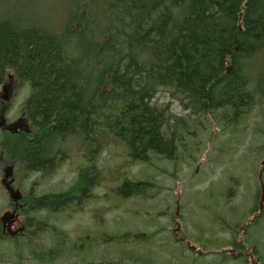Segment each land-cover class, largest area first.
Segmentation results:
<instances>
[{
  "label": "trees",
  "instance_id": "obj_1",
  "mask_svg": "<svg viewBox=\"0 0 264 264\" xmlns=\"http://www.w3.org/2000/svg\"><path fill=\"white\" fill-rule=\"evenodd\" d=\"M69 5L61 29L0 10V86L12 75L31 87L21 107L26 129L8 134L1 129L6 137L0 146L29 171L51 165L63 140L74 134L98 142L112 133L127 144L133 161L149 163L155 154L174 159L180 145L186 149L190 122L217 119L229 128L257 100L264 102V0H69ZM161 89L189 114L158 106L154 99ZM21 146L26 157L17 150ZM84 172L77 183L82 192L93 180ZM152 186L125 180L115 192L124 199L146 198ZM73 189L37 195L32 208L61 212L76 198ZM259 194L258 186L254 208ZM263 216L264 211L258 219ZM26 223L31 228L23 237L52 227L37 217ZM131 237L147 242L155 234ZM28 238L33 244L35 237ZM59 238L65 245L66 234Z\"/></svg>",
  "mask_w": 264,
  "mask_h": 264
},
{
  "label": "rangeland",
  "instance_id": "obj_2",
  "mask_svg": "<svg viewBox=\"0 0 264 264\" xmlns=\"http://www.w3.org/2000/svg\"><path fill=\"white\" fill-rule=\"evenodd\" d=\"M69 6V0H0V10L7 12L6 16L22 14L24 22L47 20L54 29L66 25ZM4 84L10 85L8 91L0 86V102L4 96L8 98L1 107L5 123L28 124L20 120L22 104L31 94L30 85L12 75ZM154 102L175 115L189 114L169 90L161 89ZM202 121L197 126L190 122L194 126L190 125L191 134L184 135L186 149L178 147V158L155 154L149 163L133 161L127 144L112 133L98 138L103 143L98 149L90 147L96 138L74 134L64 147L66 154L46 178L29 171L14 153L7 155L0 146V264H252L249 255L238 256L239 251L252 249L257 262L264 264V216L256 223L253 219L259 208V195L254 208L255 194L264 160V102L257 100L229 128L217 119ZM6 124L4 134L12 131ZM5 137L0 133V141ZM83 149L87 158L81 154ZM9 162H16L14 172L21 191L27 192L33 185V194L42 195L74 187L78 197L73 204L82 200L77 183L83 171L93 168L100 178L88 201L73 205L70 200L72 206L61 212L33 208L17 212L11 228L22 230L25 219L37 217L52 226L49 232H27L25 237L20 232L8 238L12 233L4 232L3 224L9 219L7 211H11L13 199L6 197L1 183ZM125 180L151 182L153 190L146 198L134 195L124 199L115 190ZM126 232L125 238L118 237ZM138 232L154 233L155 237L138 242L131 237ZM63 234L65 245L58 240ZM27 235L35 237L33 244ZM106 237L110 239L107 242L102 240ZM162 239L165 241L160 242ZM227 241L243 248L235 249ZM186 242L203 254L189 249Z\"/></svg>",
  "mask_w": 264,
  "mask_h": 264
},
{
  "label": "flooded vegetation",
  "instance_id": "obj_3",
  "mask_svg": "<svg viewBox=\"0 0 264 264\" xmlns=\"http://www.w3.org/2000/svg\"><path fill=\"white\" fill-rule=\"evenodd\" d=\"M3 103H4V101L1 100V102H0V122H2V120L4 119V117H3L4 113H3L2 108H1ZM7 124H6L7 126H12V127H10L12 129L13 128H19V127H21V129H26V127H27L26 124L21 126L19 123H17V124H19L18 125L19 127L17 126V124L16 125H12L9 122ZM67 141L68 140H63V144H62L61 147H59V149H58L59 152L56 153L55 158H53L54 161H53V163L51 165H47L45 167L41 166V167L35 168L36 169L35 171L38 172L39 175H41L42 178H46L48 176L47 174L51 173L53 171L54 166L58 164V162L60 161L61 157L66 154L67 150L64 147L66 146ZM92 144H93V146H90V147L97 148V149H98V147H102V145H103V143H101L99 141L98 142L94 141ZM23 146L17 147V150L19 151L20 154H22V155H24V157H26V155L23 154V152H22L23 151ZM81 154H82L83 157L87 158V154L85 153L84 149L81 151ZM12 160H14V159H12ZM91 160H94V158H92ZM15 165H16V162L7 163V165H6L7 168L5 170V175H4V178H3V182L1 183V185L4 187V193H5L6 197L7 198L11 197V199H13V200H11V205H12L11 211H7V213L9 212V214H10L9 215V219L5 220V222H4V232L9 231L11 233L24 232V230L29 231V229L31 227L26 223V219L23 221L24 224L22 225V227H20V228H24V229H22V230L19 229L18 231H14V230H11V228H12V225H14L13 224L14 221L17 219V212H20V211H24L25 212L26 209L32 208L33 207V205H31L32 202H35V198L37 199V197H38L37 195H34L33 192H32V190L34 189L33 185L31 186V189H28L27 192L21 191L20 183L19 182L16 183V179L17 178H16V174L14 172L15 171ZM85 173H86L87 177H91V178H93V180H92L91 183H89L90 181L88 182L86 190L84 192H82L81 194H87L90 188L92 190L93 186L95 184H97V181H98L97 179L100 178V176H98V171L97 170H93V168L88 169V171H85ZM86 176L84 177L85 179H86ZM263 176H264V174H263ZM84 186L85 185L82 183V188H84ZM90 192H92V191H90ZM27 193L29 194V198H27V196H28V195H26ZM79 196H80V194H79ZM77 197L78 196H76V198ZM89 197H91V193H90ZM89 197L85 196V197H83L84 199L82 198L81 201H88L89 199H91ZM259 197H260V194H259ZM81 201H79L78 203H80ZM71 203L73 204L72 201H71ZM263 205H264V202H263ZM263 210H264V207H263L262 210H260V205H259L258 211L255 213L256 215H254L253 219L254 218L257 219L258 216L261 215ZM255 221H254V223H255ZM6 222H8V223H6ZM41 229L42 228L40 227L39 230L41 231ZM243 229H245V227ZM58 239L61 240V242L63 241V238H58Z\"/></svg>",
  "mask_w": 264,
  "mask_h": 264
},
{
  "label": "water",
  "instance_id": "obj_4",
  "mask_svg": "<svg viewBox=\"0 0 264 264\" xmlns=\"http://www.w3.org/2000/svg\"><path fill=\"white\" fill-rule=\"evenodd\" d=\"M261 165L264 166V160L262 161ZM261 173H262V171L260 172V175H259L260 180H261V190H262V193H261L262 194V198H261V202H260V209H263V207H264V205H263V202H264V182L262 180ZM253 263H255V262H253Z\"/></svg>",
  "mask_w": 264,
  "mask_h": 264
},
{
  "label": "bare ground",
  "instance_id": "obj_5",
  "mask_svg": "<svg viewBox=\"0 0 264 264\" xmlns=\"http://www.w3.org/2000/svg\"><path fill=\"white\" fill-rule=\"evenodd\" d=\"M261 175L263 176V173H261ZM259 179H260V177H259ZM262 190H260V198H259V201L261 202V198H262Z\"/></svg>",
  "mask_w": 264,
  "mask_h": 264
}]
</instances>
